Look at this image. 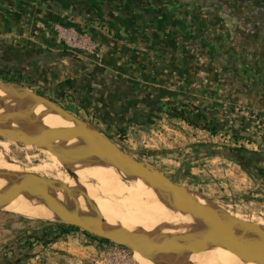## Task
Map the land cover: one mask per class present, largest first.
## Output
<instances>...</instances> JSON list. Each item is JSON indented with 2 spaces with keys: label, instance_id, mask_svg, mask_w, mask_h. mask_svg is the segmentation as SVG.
Segmentation results:
<instances>
[{
  "label": "crops",
  "instance_id": "1",
  "mask_svg": "<svg viewBox=\"0 0 264 264\" xmlns=\"http://www.w3.org/2000/svg\"><path fill=\"white\" fill-rule=\"evenodd\" d=\"M93 3L92 11L86 12L92 16L88 22H109L118 36L94 32L103 45V62L80 56L88 66L81 72L87 84L81 87L84 95L76 96L103 113L110 128L139 127L136 144L153 143L156 148L146 151L163 154L169 170L217 193V202L235 215L256 220L248 215L262 214L259 217L264 219V152L245 154L253 163L244 172L232 157V169L213 163L211 157L217 153L209 148L211 138L200 132L198 138L180 144L182 125L162 105L190 101L196 113L264 143V11L241 9L236 0H166L167 10L136 15L104 13L100 0ZM96 67L107 73L93 72ZM63 71L78 74L73 67ZM88 71L92 72L88 75ZM236 106L249 108L258 117L230 110ZM210 172L216 182L203 183ZM74 235L80 242L92 238L83 231L68 236Z\"/></svg>",
  "mask_w": 264,
  "mask_h": 264
},
{
  "label": "water",
  "instance_id": "2",
  "mask_svg": "<svg viewBox=\"0 0 264 264\" xmlns=\"http://www.w3.org/2000/svg\"><path fill=\"white\" fill-rule=\"evenodd\" d=\"M0 90L25 95L63 114L70 122L43 126L25 120L20 114H0V138L37 147L66 167L74 161L117 165L130 179L147 182L165 206L191 219L138 222L96 210L83 201L72 176L69 184L40 173L0 145L3 157L11 161V164L0 161V190L35 215L107 238L126 247L144 264H202L212 257H223L237 264H264V224L238 217L206 194L174 181L159 167L134 157L95 125L80 119L54 99L1 78ZM218 152L238 158L230 150Z\"/></svg>",
  "mask_w": 264,
  "mask_h": 264
},
{
  "label": "rangeland",
  "instance_id": "3",
  "mask_svg": "<svg viewBox=\"0 0 264 264\" xmlns=\"http://www.w3.org/2000/svg\"><path fill=\"white\" fill-rule=\"evenodd\" d=\"M75 4H77V6ZM25 5H28V7ZM88 13L78 7V0H0V43L9 44L13 47H35L46 51L61 53L66 56H91L96 62L102 63L103 59H98L96 56L83 52L76 53L70 50L60 37L59 29L61 27H74L79 32L89 33L101 43V40L94 33L99 32L95 29V23L86 24L92 18ZM90 27L93 29L89 30ZM115 32L118 34L116 29ZM28 87L40 94L53 95L50 92H43L41 88L36 85ZM57 102L61 105H65L70 112L74 113L80 119L92 122L104 135L120 144L123 149L127 150L134 157L153 163L161 170L164 169V172L166 170L174 181L200 191L216 202L219 201L217 193H212L207 187L196 186L193 181L190 180V177V179L186 176L184 177L183 174L182 176H178L176 173L169 170L165 165V157L163 154H153L152 152L146 151V149L156 148L153 146V143L145 141L142 144H136L135 138L140 133L139 127L133 128L131 131L127 129L110 128L105 125L104 119L100 118L97 114L95 118L92 119L86 116L83 108L84 106L76 100H58ZM230 110L234 111L232 109ZM12 114L19 113L13 112ZM174 117L176 118L175 120L182 125L181 137L184 139H182L181 142L179 141L180 144L191 142L194 138H198L197 135L200 134V132L211 138L210 141H208L209 148L217 153L216 156L213 155L211 157L213 163L221 162L231 169L234 167L235 162L232 161L233 159L218 152L220 150H230L235 153L241 152L243 154L264 152L263 142H257L259 148L257 152L254 150V144H251L249 149L245 148L243 145L242 147L238 145L232 147V145H229L234 136L240 139L247 138V136L238 134L232 127L219 125L217 120H214V122L218 127L216 130H212L197 126L184 118ZM255 117L256 115L253 116V118ZM227 139L229 140L228 142L226 141ZM0 140L4 139L0 138ZM179 142L177 144H179ZM12 143V147L8 152L25 165L32 167L40 173L53 177H56L59 173H64L68 176H72V181H74L72 173L66 166L60 167L57 171L41 168L40 165L46 153L37 147H34L31 151L26 149L24 144L14 141H12ZM255 156L258 157V155ZM7 160L8 159L4 158L0 152V161L6 162ZM240 170L244 172V168ZM184 172L186 173L187 171ZM210 173V177L204 175L208 180L206 179V182L203 183H211L212 179L216 177L215 173ZM57 178L63 180L61 176ZM215 182L213 181L212 183ZM127 183L134 187L136 186L135 181L130 178H128ZM145 198L149 199L152 198V196L146 195ZM230 209L241 212L239 208L235 206H230ZM180 215L182 216L184 214L179 212L177 216ZM259 215L261 216L262 214ZM259 215L249 214L248 216L255 217L254 219L256 220L253 221L262 223L264 219L260 218ZM243 218L251 220V218ZM44 222H50V224L45 226ZM52 222L53 221H47L27 211L0 207V260L6 255L9 246L16 244L20 239L43 233L50 234L48 236L50 239L60 235L61 228L57 223ZM73 232L75 233L76 231ZM71 233L62 235L59 239H54V242L48 243L47 245L43 243L35 245L30 252V256L24 257L16 264H144L137 261L131 253L128 255L124 252L120 254L121 248H116L115 243L100 241L94 237L88 238L87 241L80 242L76 240V235L69 237L68 235H71Z\"/></svg>",
  "mask_w": 264,
  "mask_h": 264
},
{
  "label": "bare ground",
  "instance_id": "4",
  "mask_svg": "<svg viewBox=\"0 0 264 264\" xmlns=\"http://www.w3.org/2000/svg\"><path fill=\"white\" fill-rule=\"evenodd\" d=\"M13 112H18L25 120L31 123L43 126L70 124L63 114L42 103L32 101L22 94L6 93L0 90V114H12ZM12 144V141L0 140V145L6 151L10 150ZM24 147L31 151L34 148L32 145H25ZM44 155L45 158L40 165L41 168L57 171L64 166V164L51 158L47 153ZM2 162L11 164L10 160ZM67 168L73 175L78 193L91 208L125 216L138 222L163 223L177 219H191V217L184 215L177 216L178 210L168 208L160 202L151 186L144 180L135 181V187L128 184L127 180L129 177L117 165H100L87 161H74L68 163ZM60 176L67 183H71L70 176L59 173L56 178ZM146 195H150L152 198H145ZM0 206L34 214L29 208L18 203L2 190H0ZM202 264L237 263L223 257H212Z\"/></svg>",
  "mask_w": 264,
  "mask_h": 264
},
{
  "label": "flooded vegetation",
  "instance_id": "5",
  "mask_svg": "<svg viewBox=\"0 0 264 264\" xmlns=\"http://www.w3.org/2000/svg\"><path fill=\"white\" fill-rule=\"evenodd\" d=\"M94 1L95 0H78V7H80V9L82 8L83 11L91 12ZM103 1L105 3L108 2L111 8H108ZM236 1L237 4L239 3L237 7L241 9L254 8L264 11V0ZM101 2H103V4H101ZM75 5L77 6V4ZM100 5L99 9L104 13L118 11L124 14L131 13L136 15L144 12L159 13L168 9V5L164 1L162 2V0H100ZM65 59L66 58L61 56H53L52 54L33 51L24 47H13L9 44L0 43V78L21 83L27 87L34 85L39 86L43 92H50L53 94L43 95L55 101L68 99L76 100L89 112L92 110L100 118L104 119L103 121L106 123L103 113L96 107L88 105L81 97L78 98L76 96L77 94L81 96L82 93L84 95V91L81 90V87L87 84L84 80L86 75L84 77V75L81 74L85 68H88L85 61L78 56H69L66 61ZM65 67H73L75 71L78 70V74L76 76L67 75L66 71H63ZM92 71L99 75H105L107 73L102 68L98 67ZM91 72L88 71L86 74L89 75ZM162 105L167 108L168 112H175L174 109L176 108V110L179 111L185 110L192 114L196 113L191 107V102L187 100L164 102ZM62 106L66 108L65 105L62 104ZM90 123L93 124L92 122ZM107 127H109V125H107ZM19 253V249L16 248L10 255L5 257V260H0V264H6L14 260Z\"/></svg>",
  "mask_w": 264,
  "mask_h": 264
},
{
  "label": "built area",
  "instance_id": "6",
  "mask_svg": "<svg viewBox=\"0 0 264 264\" xmlns=\"http://www.w3.org/2000/svg\"><path fill=\"white\" fill-rule=\"evenodd\" d=\"M87 23L88 24L95 23L94 24L95 29H97L99 32H106L110 37L117 38V34L115 32V29L113 27H111L109 23L104 22V21H94V20H93V22L91 20L90 22H87ZM59 33H60L61 39L64 40V42L66 43L67 47L70 50H73L76 53H79V52L87 53V54H90L92 56H96V58H98V59H102V52H103L102 44L97 39L93 38V36L90 35L89 33L79 32L74 27H70V28L69 27H61L59 29ZM233 110L240 113V114L250 116V117L257 115L256 113H253L249 108L236 106V107H234ZM84 112L86 113V116H89L91 119L95 118V116H96V114L92 110H90V112H89L87 109L84 108ZM226 141L228 142L229 140L227 139ZM251 144L255 145L254 150L257 152L259 150V148L257 146V142L251 140L248 137L240 139V138L234 136L229 145H232V147H235L237 145L239 147H242V145H243L245 148L249 149ZM116 248H121L120 254L123 252L126 255L130 254V251L124 246L116 244Z\"/></svg>",
  "mask_w": 264,
  "mask_h": 264
},
{
  "label": "trees",
  "instance_id": "7",
  "mask_svg": "<svg viewBox=\"0 0 264 264\" xmlns=\"http://www.w3.org/2000/svg\"><path fill=\"white\" fill-rule=\"evenodd\" d=\"M174 111L175 112H169V114L180 117V118H184L188 122H191L197 126H203L206 129H212V130H216V128L218 127L215 124L214 120L210 119L205 114L187 113L185 110L179 111V110H176V108L174 109ZM237 156H238V158L235 160L240 165H242V167L245 170H248L249 165H251L253 163V160H251L250 158H246L245 154H243L241 152L237 153ZM55 223H57L59 225V227L61 228V232H60L61 234L60 235L56 236L55 238L50 239L48 237L50 234L43 233L40 235H32V236H29L28 238L20 239V241L17 242L16 244L9 246V248L6 252V255L4 257H2L1 260H5V257L10 255L11 252H13L16 248H18L20 251L19 255L14 260L6 263V264H16L20 260H22L24 257H29L30 252L32 251V249L34 248L35 245L40 244V243L47 245L48 243L54 242V239H59L62 235L69 234L73 231H83L87 235H90V236H92V237H94L100 241L112 242L111 240H109L107 238L100 237V236L95 235L93 233L87 232V231L81 229L80 227H78L76 225L59 223V222H55ZM112 243H114V242H112Z\"/></svg>",
  "mask_w": 264,
  "mask_h": 264
}]
</instances>
